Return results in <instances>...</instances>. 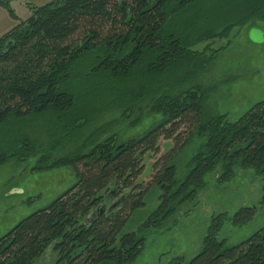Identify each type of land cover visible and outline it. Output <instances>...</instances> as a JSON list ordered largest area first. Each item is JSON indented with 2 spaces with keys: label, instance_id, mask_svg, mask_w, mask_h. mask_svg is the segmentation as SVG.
I'll use <instances>...</instances> for the list:
<instances>
[{
  "label": "trees",
  "instance_id": "trees-1",
  "mask_svg": "<svg viewBox=\"0 0 264 264\" xmlns=\"http://www.w3.org/2000/svg\"><path fill=\"white\" fill-rule=\"evenodd\" d=\"M16 1L0 0L17 22L0 37V126L50 115L79 133L78 123L86 127L102 114L94 102L102 97L106 111L162 119L124 141L98 129L57 160L53 169L75 168L77 183L0 238V264H134L149 233L193 203L218 167L220 182L239 167L264 177V101L234 122L205 113L213 89L201 78L212 58L197 49L264 22V0H19L30 13L25 20ZM194 138L201 144L179 179L176 160ZM22 144L1 153L0 163L28 158L32 145ZM153 193L157 208L127 232ZM256 212L242 208L234 223H248ZM226 220L213 217L195 257L167 264H264V228L228 247L219 238Z\"/></svg>",
  "mask_w": 264,
  "mask_h": 264
},
{
  "label": "rangeland",
  "instance_id": "rangeland-1",
  "mask_svg": "<svg viewBox=\"0 0 264 264\" xmlns=\"http://www.w3.org/2000/svg\"><path fill=\"white\" fill-rule=\"evenodd\" d=\"M13 8L21 20L30 15L17 3ZM254 24L253 28L264 35V22ZM251 30L249 26L236 27L228 38L197 47L206 58H212L201 78L204 87L213 89L205 101V113L226 114L234 122L264 101V36L260 42H253ZM105 100L103 97L94 100L96 109L103 112L86 127L82 126L84 122L78 123L82 129L79 133H75L73 123L62 129L50 115L19 122L11 120L0 126V154L10 153L11 147H21L25 140L33 150L25 160L10 157L0 163V238L23 219L48 207L77 183L75 168L53 169L54 163L85 144L96 130L104 128L109 135H117L124 141L141 136L162 119L161 115H147V112L141 115L136 112L127 117L121 109L112 106L106 111ZM201 141L194 138L176 160L179 179L187 174V164ZM164 151L163 148L162 153ZM152 162L147 164L145 182L151 177ZM221 174V167H218L206 177L205 185L193 203L186 205L164 227L149 233L143 253L134 264H167L177 256L192 259L200 252L213 217L220 214H225L227 220L219 238L226 240L228 247L238 245L264 228V177L253 169L242 167L236 168L228 181L220 182ZM157 206L158 193H153L148 197L146 207L133 215L126 231L137 230ZM242 208H257V212L250 222L236 225L234 218ZM47 262L50 261L44 258L37 264Z\"/></svg>",
  "mask_w": 264,
  "mask_h": 264
},
{
  "label": "crops",
  "instance_id": "crops-1",
  "mask_svg": "<svg viewBox=\"0 0 264 264\" xmlns=\"http://www.w3.org/2000/svg\"><path fill=\"white\" fill-rule=\"evenodd\" d=\"M20 1H27L34 5L41 6L46 4L49 0H20ZM19 0L15 3L19 4L21 7L25 9L22 3ZM4 11L7 13L5 15ZM21 19V18H20ZM0 37L4 35L6 32L11 30L14 26H16L17 22L8 14V12L0 7Z\"/></svg>",
  "mask_w": 264,
  "mask_h": 264
},
{
  "label": "water",
  "instance_id": "water-1",
  "mask_svg": "<svg viewBox=\"0 0 264 264\" xmlns=\"http://www.w3.org/2000/svg\"><path fill=\"white\" fill-rule=\"evenodd\" d=\"M250 39L253 41V42H260L263 38V33L257 29V28H253L251 31H250Z\"/></svg>",
  "mask_w": 264,
  "mask_h": 264
}]
</instances>
